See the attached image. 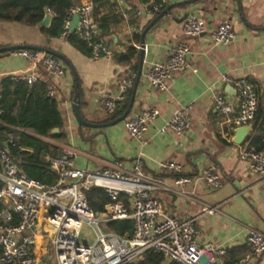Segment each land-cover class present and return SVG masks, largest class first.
Instances as JSON below:
<instances>
[{
    "label": "crops",
    "instance_id": "crops-1",
    "mask_svg": "<svg viewBox=\"0 0 264 264\" xmlns=\"http://www.w3.org/2000/svg\"><path fill=\"white\" fill-rule=\"evenodd\" d=\"M185 1L188 0H170L166 8ZM87 2L92 3V12L97 8L100 16L112 20L108 35L102 36L112 50L107 58L93 60L90 54L77 49L66 39H49L47 42L48 38L38 27L17 23L0 22V48L28 45L62 55L77 74L82 118L94 125H105L113 121L111 116L115 111L106 115L101 99L118 93L117 81L133 66L137 71L140 36L159 14H144L140 0H82L81 4ZM189 17L204 22L202 35L191 38L182 33V22ZM224 21L232 25L233 40L227 46L217 47L212 44L211 34ZM136 37L139 43L135 42ZM179 43L190 48L189 69L176 73L166 92L153 89L145 79L147 70L152 64L166 62ZM128 48L137 51L136 60L128 65L119 63L116 57L125 54ZM144 49L140 79L127 116L145 109L158 111V117L142 140L131 139L123 121L106 128L79 126L71 112L74 80L67 66L65 76L58 78L42 67H34L21 56L1 53L0 84L8 78L20 82L14 78L29 75L46 87L52 86V99L58 102L63 121L61 130L56 134L50 132V136L60 135L59 138L40 137L31 130H14L45 143L50 152L57 151L58 155L69 152L75 167L82 170H101L115 162H121L124 169H129L139 158L144 177L158 185L153 196L162 211L180 220L194 219L198 232L196 243L223 250L224 256L218 259L221 263L236 262L249 252L247 238L250 231L264 235V179L253 176L248 162L240 160L237 153L239 148L245 147L257 150L262 142L251 144L248 136L241 145L233 144L234 128L219 118L213 98L223 94L229 104L238 105L236 91L221 80L228 74L250 83L258 95V111L264 110V0H198L175 7L148 31ZM131 90L125 100L128 98L129 101ZM187 105L191 106L190 129L182 136L172 132L160 135L159 128ZM165 162L182 166V173L163 169L161 165ZM207 169L220 176V188H208L200 178L202 171ZM179 178H188L190 182L176 185ZM204 207L215 208L216 212L203 214ZM240 250L245 254L239 256ZM164 264L171 263L164 260ZM253 264H264V260Z\"/></svg>",
    "mask_w": 264,
    "mask_h": 264
},
{
    "label": "built area",
    "instance_id": "built-area-1",
    "mask_svg": "<svg viewBox=\"0 0 264 264\" xmlns=\"http://www.w3.org/2000/svg\"><path fill=\"white\" fill-rule=\"evenodd\" d=\"M170 0H140L144 14H160ZM48 14L53 15L50 10ZM74 16L78 24L74 34L85 45L93 60L107 58L109 52L101 36L98 23L92 16V3L72 7L66 14L59 39L65 40ZM186 37H198L205 32L204 22L189 17L182 22ZM233 40L232 25L228 21L218 24L211 34L214 46H227ZM139 49V47H138ZM145 50V49H144ZM21 56L34 67L46 69L49 75L63 78L66 65L51 55L17 50L7 53ZM190 48L179 43L172 49L166 62L152 64L145 74L150 87L166 92L173 76L189 69L187 57ZM136 79V72L128 71L117 81L118 93L103 97L101 105L106 115H112L117 104L123 102ZM15 81L32 85L36 79L29 75L14 78ZM222 82L232 86L237 94L238 105L229 104L224 95L213 98L219 118L234 129L252 124L258 111V95L255 88L244 79H235L228 74ZM52 86H47V96L53 98ZM158 117L155 109H145L127 117L123 126L127 135L142 140L149 126ZM191 127V106L178 110L157 131L160 135L172 132L182 136ZM14 139L8 136L0 143V264H132L142 260L147 251L160 253L168 263L175 264H253L264 260V235L256 231L248 234L249 252L233 263H221L224 251L212 245L199 246L194 219L180 220L162 211L153 194L158 185L148 181L142 173V162L135 159L129 169L121 162L101 170H82L75 167L69 152L48 159L49 170L57 176L54 184L46 186L26 177L10 154ZM238 158L247 161L250 173L264 179V137L260 150L239 148ZM165 170L182 173V166L173 162L162 165ZM200 178L211 189L222 186L220 176L214 171L203 170ZM190 182L179 178L175 184ZM100 189L112 199L101 213H94L87 205L85 192ZM123 196L125 204L119 200ZM215 208L204 207L203 214H214ZM129 220L133 231L129 237L118 236L109 230V222ZM83 224L95 233L91 244H80L79 235ZM101 227V230L99 229Z\"/></svg>",
    "mask_w": 264,
    "mask_h": 264
},
{
    "label": "trees",
    "instance_id": "trees-1",
    "mask_svg": "<svg viewBox=\"0 0 264 264\" xmlns=\"http://www.w3.org/2000/svg\"><path fill=\"white\" fill-rule=\"evenodd\" d=\"M81 3L82 0H0V22L38 27L44 37L58 39L67 12L72 7L81 5ZM45 10H50L53 14L52 19L48 28H40L39 24L44 19ZM92 16L98 23L101 36L108 35L112 20L109 17L100 16L97 13V8H94ZM66 40L77 49L90 54L75 34H69ZM135 42L139 43L138 37L135 38ZM136 53L134 48H128L126 53L118 55L116 60L121 64L128 65L132 60H136ZM131 69L135 71L136 66ZM127 103L128 98L123 105L116 108L111 120L122 116L127 108ZM62 127L63 121L58 109V102L47 96L45 84L35 82L28 87L24 82H12L10 78L1 82L0 143L6 141L8 135L13 137L15 146L10 147V154L16 161L20 172L26 177L46 186L54 184L57 176L49 170L48 159L57 156L58 152H50L45 143L18 133L14 129L31 130L40 137L59 138L60 135L50 136V132L54 129L61 130ZM263 137L264 110L256 113L253 132L248 140L251 144L260 145ZM85 199L88 207L94 213H101L104 206L112 202L111 197L100 189H90L85 192ZM119 200L127 204L125 197L120 196ZM2 208L3 206L0 204V210ZM106 228L118 236L126 237H129L133 231L132 223L129 220L109 222ZM238 252L239 256L245 254V251L240 250ZM132 264H164V257L160 253L150 250L145 252L142 260Z\"/></svg>",
    "mask_w": 264,
    "mask_h": 264
},
{
    "label": "water",
    "instance_id": "water-1",
    "mask_svg": "<svg viewBox=\"0 0 264 264\" xmlns=\"http://www.w3.org/2000/svg\"><path fill=\"white\" fill-rule=\"evenodd\" d=\"M198 0H188L185 2H180L177 4H173L168 6L163 12H161L158 16H156L150 23L149 25L143 30L141 36H140V46H139V55H138V68L136 71V79L134 80L133 86H132V90H131V95L128 101V105L127 108L125 110V112L122 114V116L114 119L113 121L105 124V125H94L91 124L89 122H86L80 112H79V100H78V78H77V74L76 71L74 70L73 66L71 65V63L64 58L62 55L48 50V49H44V48H39V47H34V46H9V47H4V48H0V54L1 53H8L11 51H17V50H29V51H36V52H41V53H45L48 55L53 56L54 58L62 61L70 70L73 80H74V96H73V100H72V105H71V112L72 115L76 121V123L79 126L85 127V128H90V129H97V128H106V127H111L114 126L118 123H121L122 121H124L126 119V117L129 115V113L131 112L132 106H133V101H134V95L136 92V88L140 79V75H141V69H142V64H143V60H144V38L146 36V34L148 33V31L162 18L164 17L167 12L175 7H182V6H186V5H190L195 3ZM52 16L50 14H48L45 10V16L44 19L42 20V22L39 24L40 28H48L51 22ZM78 24V16H74L71 20V24L69 26V32L71 34H74L75 29L77 27ZM50 40L47 39V42H49ZM107 47V50L109 53H112V50L110 49V46ZM230 88L232 90L233 89L231 86ZM58 132L57 129H54L51 131L52 134H56ZM234 132V137L232 138V143L235 145H241L243 143V141L245 140L246 137L250 136V134L253 132V125L252 124H248L246 126H242L240 128H236L233 130ZM248 242V241H247Z\"/></svg>",
    "mask_w": 264,
    "mask_h": 264
},
{
    "label": "rangeland",
    "instance_id": "rangeland-1",
    "mask_svg": "<svg viewBox=\"0 0 264 264\" xmlns=\"http://www.w3.org/2000/svg\"><path fill=\"white\" fill-rule=\"evenodd\" d=\"M101 230V227H99ZM102 231V230H101ZM95 240V233L89 225L83 224L80 229L79 243L80 244H91Z\"/></svg>",
    "mask_w": 264,
    "mask_h": 264
}]
</instances>
